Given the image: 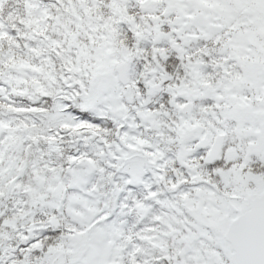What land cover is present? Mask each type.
I'll list each match as a JSON object with an SVG mask.
<instances>
[{
    "label": "snow or ice",
    "instance_id": "6c2138e0",
    "mask_svg": "<svg viewBox=\"0 0 264 264\" xmlns=\"http://www.w3.org/2000/svg\"><path fill=\"white\" fill-rule=\"evenodd\" d=\"M0 264H264V0H0Z\"/></svg>",
    "mask_w": 264,
    "mask_h": 264
}]
</instances>
